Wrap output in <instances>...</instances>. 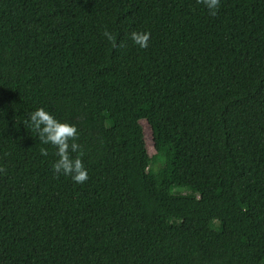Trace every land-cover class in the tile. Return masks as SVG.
I'll return each mask as SVG.
<instances>
[{"label":"trees","instance_id":"16d2710c","mask_svg":"<svg viewBox=\"0 0 264 264\" xmlns=\"http://www.w3.org/2000/svg\"><path fill=\"white\" fill-rule=\"evenodd\" d=\"M38 106L76 125L83 183ZM262 262L264 0H0V264Z\"/></svg>","mask_w":264,"mask_h":264},{"label":"clouds","instance_id":"9594fccd","mask_svg":"<svg viewBox=\"0 0 264 264\" xmlns=\"http://www.w3.org/2000/svg\"><path fill=\"white\" fill-rule=\"evenodd\" d=\"M221 0H201L210 16H215ZM103 36L113 40V35L104 29ZM150 33L146 30H132L128 33L131 41L140 48L148 46ZM26 123L37 134L42 145H51L55 149V159L51 163L54 174L68 176L73 182L80 184L88 179L87 169L81 160V145L75 124L57 119L51 112L38 106L27 115ZM41 155H47V149L40 148Z\"/></svg>","mask_w":264,"mask_h":264},{"label":"rangeland","instance_id":"374dc122","mask_svg":"<svg viewBox=\"0 0 264 264\" xmlns=\"http://www.w3.org/2000/svg\"><path fill=\"white\" fill-rule=\"evenodd\" d=\"M141 123H142V126H143L145 144H146V147H147L149 155H150V166L151 167H156V166L159 165L161 160L154 156V152H153V149H152L151 135H150V130H149L148 125L145 123V121H142ZM255 201H257L255 197H249V198H246V199L242 200L240 202V204L242 206H246L247 204L253 203ZM262 264H264V262H262Z\"/></svg>","mask_w":264,"mask_h":264}]
</instances>
